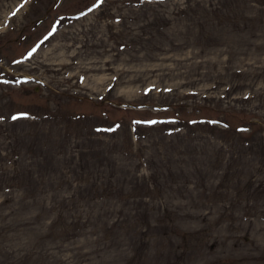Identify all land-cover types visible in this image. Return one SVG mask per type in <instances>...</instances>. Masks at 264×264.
Returning <instances> with one entry per match:
<instances>
[{"label":"rangeland","instance_id":"1","mask_svg":"<svg viewBox=\"0 0 264 264\" xmlns=\"http://www.w3.org/2000/svg\"><path fill=\"white\" fill-rule=\"evenodd\" d=\"M0 264H264V0H0Z\"/></svg>","mask_w":264,"mask_h":264}]
</instances>
